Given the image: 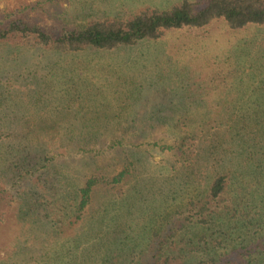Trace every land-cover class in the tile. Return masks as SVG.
Segmentation results:
<instances>
[{
	"label": "trees",
	"instance_id": "1",
	"mask_svg": "<svg viewBox=\"0 0 264 264\" xmlns=\"http://www.w3.org/2000/svg\"><path fill=\"white\" fill-rule=\"evenodd\" d=\"M40 5L0 15V225L16 231L0 264H264L263 47L245 41L240 58L209 71L192 70L191 59L167 79L176 84L170 101L146 119L139 107L127 111L143 101V85L123 81V93L93 101L82 71L61 65L217 23L264 27V0H181L50 30L23 19ZM39 53L45 62H35ZM59 70L65 91L56 89ZM158 127L170 144L124 143ZM145 146L169 158L153 163ZM68 153L80 154L79 167L58 161Z\"/></svg>",
	"mask_w": 264,
	"mask_h": 264
},
{
	"label": "rangeland",
	"instance_id": "2",
	"mask_svg": "<svg viewBox=\"0 0 264 264\" xmlns=\"http://www.w3.org/2000/svg\"><path fill=\"white\" fill-rule=\"evenodd\" d=\"M38 1L41 2V5L35 10L27 11L23 19L49 30L57 29L58 26L62 25L71 27L90 21L128 18L131 14L139 11L155 8L168 9L181 2V0H53L52 2H44V0H0V15L27 5H36ZM190 1L203 2L205 0ZM245 41L257 43L259 47H255L256 50L261 47L264 48V27L232 31L217 23L203 31L191 34L170 32L155 43H144L113 53L85 52L73 57H64L61 65L67 68V64L71 63L74 69L77 68V70L82 71L77 76L80 78L78 81L81 88L83 87L86 95L87 92L95 95V99L92 96H84L85 99L81 100L84 104H87V98L92 97L93 101H98L101 100L102 96L108 97L113 90L123 89V93L126 90L123 81L129 80L131 82L134 80L136 84L143 85L145 87L143 101L133 103L131 107L127 108V111L132 112L135 107H139L142 112L137 118L146 119L149 117L148 113L157 105L167 104L170 101V93L176 84L173 79L171 81L167 79L175 78L174 72L178 71L181 66L191 64L192 59L194 63L190 66L192 70H200L197 65L203 64L201 67L209 71L213 66L221 64L226 57L240 58L238 51L240 47L244 46ZM255 52L252 51L251 55L253 56ZM38 55V60L35 62H41V60L45 62L47 54L39 53ZM59 71L56 89L65 91L68 86H61L60 83L63 82L62 78L65 79L67 73L65 70ZM159 76L163 77V84L155 80ZM151 84L152 87H149ZM120 86L122 87L120 88ZM123 99V95H121L118 100H112V104H119ZM113 108L118 109L115 106ZM127 116L129 114L123 115L124 118ZM148 135V139L145 140L139 136V133L130 132L123 136L124 143L126 145L130 143L142 144L146 143L145 141L159 145L171 143L168 138L169 134L164 128H155ZM143 149H146L144 154L149 156V160L153 163H160L164 158L165 160L169 158L168 153H162L156 147L145 146ZM64 150L57 151V154H63ZM80 159L78 153H68L58 157V161L73 166V168L80 166ZM108 159L107 156L101 157L100 163L103 160L107 163ZM79 169L84 172L88 171L86 165ZM1 214L2 209H0ZM14 234L16 231L12 222L3 221L0 225V259L7 258L13 253L14 247L10 243ZM69 235L72 236V233ZM82 247L78 249V252H81ZM27 259L28 255H24V260L27 261Z\"/></svg>",
	"mask_w": 264,
	"mask_h": 264
}]
</instances>
